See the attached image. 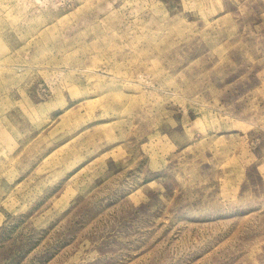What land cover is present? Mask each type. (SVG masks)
I'll list each match as a JSON object with an SVG mask.
<instances>
[{
  "label": "rangeland",
  "instance_id": "1",
  "mask_svg": "<svg viewBox=\"0 0 264 264\" xmlns=\"http://www.w3.org/2000/svg\"><path fill=\"white\" fill-rule=\"evenodd\" d=\"M0 264H264V0H0Z\"/></svg>",
  "mask_w": 264,
  "mask_h": 264
}]
</instances>
